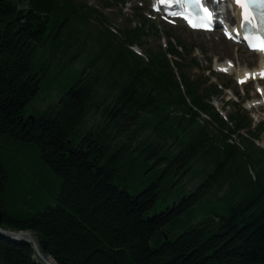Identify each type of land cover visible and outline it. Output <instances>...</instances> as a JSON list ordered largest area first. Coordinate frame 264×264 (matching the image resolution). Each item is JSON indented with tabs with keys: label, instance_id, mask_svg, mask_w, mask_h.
Segmentation results:
<instances>
[{
	"label": "trees",
	"instance_id": "16d2710c",
	"mask_svg": "<svg viewBox=\"0 0 264 264\" xmlns=\"http://www.w3.org/2000/svg\"><path fill=\"white\" fill-rule=\"evenodd\" d=\"M88 18L79 0H0V227L31 230L57 264H264V150L200 122L186 96L211 113L204 92L163 52L144 59ZM57 68L68 88L36 105ZM128 162L151 177L137 191ZM167 182L177 198L156 210ZM34 255L0 233V264H45Z\"/></svg>",
	"mask_w": 264,
	"mask_h": 264
},
{
	"label": "rangeland",
	"instance_id": "374dc122",
	"mask_svg": "<svg viewBox=\"0 0 264 264\" xmlns=\"http://www.w3.org/2000/svg\"><path fill=\"white\" fill-rule=\"evenodd\" d=\"M86 4L90 8L89 16V28L92 32L106 34V28L112 30L116 36H120L125 28L138 27L140 20L137 16H133L135 12V6L142 7L145 14L148 17V25L142 39L145 47L159 48L160 44L166 46L168 36L171 37L172 43L178 46L181 51V58L183 60L182 67L187 75H190L192 79L199 78L202 80L206 78L205 75L210 77L208 82H203L201 88H207L211 81L228 83V87L235 92L237 89L242 90L243 95L239 99L243 102L244 106L251 99H258L259 95L254 90V83L249 82L242 88L239 87L235 80V72L232 74L222 73L215 71V63L220 60H224L226 57L233 59L235 62H239L240 65L252 66L260 61V58L247 50L239 47L228 40L222 38L218 33H203L195 32L186 29L181 23L169 24L163 21L158 14H153L150 11L151 0H128L126 4L120 3L117 0H79ZM93 7L98 9L94 10ZM149 24L151 26H149ZM145 38V39H144ZM181 44V45H180ZM135 48V45L132 46ZM180 59V58H179ZM204 72L205 75L202 73ZM72 80V71L66 68L54 69L50 74L44 77L41 85V93L35 99L36 105L45 104L46 100L50 96H54L56 92L68 88L70 81ZM264 84V81H262ZM227 87V86H226ZM215 98L219 105L226 111H232V105H223L226 99L233 100V96L229 92H219L213 94L211 100ZM226 104V103H224ZM225 106V107H224ZM33 109L29 107L27 112L30 113ZM249 111V110H248ZM251 112V111H249ZM253 112L258 115L264 116V108L258 106V109ZM261 118V117H260ZM257 144L264 146V126L260 133V138L256 140ZM145 168L142 165L128 162L124 165L122 170V176L120 182L125 183L131 191H137L143 185L147 184L150 180V176H145L143 170ZM170 182H167L162 186L159 192V200L156 205V210H160L170 205L176 198L177 192L172 189ZM192 220V216L185 214L181 220L170 224L162 229L165 236L173 235L179 230L180 226L186 225Z\"/></svg>",
	"mask_w": 264,
	"mask_h": 264
},
{
	"label": "snow or ice",
	"instance_id": "6c2138e0",
	"mask_svg": "<svg viewBox=\"0 0 264 264\" xmlns=\"http://www.w3.org/2000/svg\"><path fill=\"white\" fill-rule=\"evenodd\" d=\"M168 2L171 3L172 0H161V3ZM188 3H195L197 4L201 9H203V14L197 16V20L199 23L196 24V26H202V27H210L212 26L213 21V12L210 8L205 7L203 4V0H187ZM218 2V0H217ZM235 3L238 4L242 9V17L244 21H250L253 24H255V27L259 29L261 25L257 23L253 17L256 15L252 11V5H257L261 11L259 13L261 18H264V0H235ZM157 7L159 5H156ZM178 15H184L185 18L189 19L190 22H193V13L191 9L189 8L185 12L177 13ZM221 21L223 20V17H220ZM207 21V22H205ZM237 32L239 29L236 30ZM225 33L229 36H232V30L229 29L225 25ZM246 38L248 39L249 45L253 48H259L264 50V32H247L245 33ZM249 75H252V73H249ZM261 75H264V70H261Z\"/></svg>",
	"mask_w": 264,
	"mask_h": 264
},
{
	"label": "water",
	"instance_id": "95a60500",
	"mask_svg": "<svg viewBox=\"0 0 264 264\" xmlns=\"http://www.w3.org/2000/svg\"><path fill=\"white\" fill-rule=\"evenodd\" d=\"M0 233L11 240L29 245L35 252L36 260H40L45 264H57L53 257L42 251L37 237L31 230H13L0 227Z\"/></svg>",
	"mask_w": 264,
	"mask_h": 264
},
{
	"label": "bare ground",
	"instance_id": "6f19581e",
	"mask_svg": "<svg viewBox=\"0 0 264 264\" xmlns=\"http://www.w3.org/2000/svg\"><path fill=\"white\" fill-rule=\"evenodd\" d=\"M228 6H231V8L227 9V19L231 18L232 20H234V17L236 16V21L239 22V17H238V11H237V8L234 6L233 4V1L232 0H228V4H226ZM231 10L229 13L228 11ZM232 60H229V59H226L225 61H222L220 63H217L216 64V67L217 68H220V69H225V70H228V71H232L234 69V66L233 64L231 63ZM236 70H237V78L239 79H245L246 76L249 75V73H252V75H256V74H261V70H264V66L260 63L259 66H257L256 68L250 70V71H247L246 68L242 67V68H237L236 67ZM250 103V102H248ZM256 102L253 101L251 104H255Z\"/></svg>",
	"mask_w": 264,
	"mask_h": 264
}]
</instances>
